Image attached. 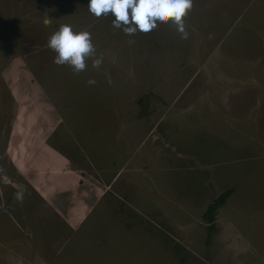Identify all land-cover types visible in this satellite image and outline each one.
I'll use <instances>...</instances> for the list:
<instances>
[{
    "label": "rangeland",
    "instance_id": "obj_1",
    "mask_svg": "<svg viewBox=\"0 0 264 264\" xmlns=\"http://www.w3.org/2000/svg\"><path fill=\"white\" fill-rule=\"evenodd\" d=\"M88 3L0 0V264H264V0H193L187 40Z\"/></svg>",
    "mask_w": 264,
    "mask_h": 264
},
{
    "label": "clouds",
    "instance_id": "obj_2",
    "mask_svg": "<svg viewBox=\"0 0 264 264\" xmlns=\"http://www.w3.org/2000/svg\"><path fill=\"white\" fill-rule=\"evenodd\" d=\"M88 10L95 17L111 14L114 28L123 30L125 35L134 36L138 32L150 33L159 23H171L180 34L181 39L190 36L186 29L184 17L193 7V0H89ZM134 41H129L133 43ZM48 47L56 53L54 63L68 65L75 74L87 67V60L92 59V67L99 68L103 56H96V47L89 31L73 30L69 24H61L49 37ZM95 84V80H89ZM23 199L22 192L16 194Z\"/></svg>",
    "mask_w": 264,
    "mask_h": 264
},
{
    "label": "trees",
    "instance_id": "obj_3",
    "mask_svg": "<svg viewBox=\"0 0 264 264\" xmlns=\"http://www.w3.org/2000/svg\"><path fill=\"white\" fill-rule=\"evenodd\" d=\"M232 193H233V188H228L224 192H222L220 195L213 198V200L208 204V207L203 217L208 222V228L211 231H214L215 226H216L215 221H216V215H217L218 209L227 202V200L229 199Z\"/></svg>",
    "mask_w": 264,
    "mask_h": 264
}]
</instances>
